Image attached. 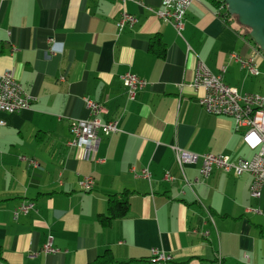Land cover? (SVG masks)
<instances>
[{"label":"crops","instance_id":"0c3cea01","mask_svg":"<svg viewBox=\"0 0 264 264\" xmlns=\"http://www.w3.org/2000/svg\"><path fill=\"white\" fill-rule=\"evenodd\" d=\"M141 1L0 6V75L11 71L34 97L28 109L0 111V264H103L95 259L107 250L108 264H151L152 248L171 255L167 264H264V187L255 199L248 174L214 168L202 179L201 160L180 167L172 148L231 161L253 156L242 139L247 127L207 113L193 81L201 63L239 92L264 95V53L210 0L188 7L180 34L149 10L162 9V0ZM124 10L137 21L119 30ZM157 41L164 57L148 49ZM233 53L253 57L258 74ZM127 71L148 83L134 100L120 81ZM84 96L104 104L101 119H116L120 129L98 133L88 159L66 145L70 119L87 115ZM85 175L95 181L88 191L78 183ZM125 190L127 214L102 227L105 193ZM25 201L34 209L14 219ZM48 234L56 253L41 251Z\"/></svg>","mask_w":264,"mask_h":264},{"label":"built area","instance_id":"2783aa9c","mask_svg":"<svg viewBox=\"0 0 264 264\" xmlns=\"http://www.w3.org/2000/svg\"><path fill=\"white\" fill-rule=\"evenodd\" d=\"M4 1L0 0V6ZM117 1L124 3L127 0ZM130 1L135 2L141 7L144 6L141 0ZM195 1L197 0H162V9L152 10L149 8V10L160 19L169 22L176 32L180 34L184 28L186 10ZM221 6L224 7L223 5ZM146 8L148 9V7ZM136 21L137 18L134 14L124 10L120 14L117 26L119 30H122L125 26H133ZM257 48L259 49V47ZM231 57L238 61L249 74H258L253 57L242 60L234 53ZM59 78L60 80L63 79L61 76ZM120 81L126 89L129 100H134L137 93L148 84L145 79L130 71L122 74ZM193 86L203 90V94L199 97V104L207 113L230 117L237 128L240 126L247 127L242 135V139L247 147L254 151V154L250 159L231 161L224 154H197L173 146L177 164L182 167L183 164L196 163L198 160H201L200 176L202 179L208 177L214 168L225 172H232L235 175L248 174L251 177L250 196L260 199L264 187V95L260 93L239 92L236 87L227 85L222 80L221 74H212L201 63L197 67ZM33 99L34 97L23 89L21 83L14 77L11 71H5L0 75V111L15 113L28 109ZM82 100L87 115L85 117L70 119L69 129L71 138L66 141V145L83 151L84 158L88 159L98 143V133L107 136L118 132L120 129L116 119L104 121L101 119L102 116L108 114V109L104 104L87 96H84ZM29 162L33 166L37 165V161L34 159H29ZM141 176L149 180L150 173L148 169H143ZM163 178L170 181L173 177L170 173L165 172ZM78 183L83 190L88 191L93 188L95 181L93 176L85 175L79 179ZM32 209H34L33 201L21 202L13 209L12 216L16 219L19 214H26ZM204 235L207 236L208 232H204ZM41 251L44 254L58 252V249L53 246L51 235H47ZM171 258V255L162 249L152 248L150 251L151 264H167Z\"/></svg>","mask_w":264,"mask_h":264},{"label":"trees","instance_id":"16d2710c","mask_svg":"<svg viewBox=\"0 0 264 264\" xmlns=\"http://www.w3.org/2000/svg\"><path fill=\"white\" fill-rule=\"evenodd\" d=\"M210 1L214 6L223 5L226 8L225 3L220 0H210ZM224 19L226 22L229 23L231 22L235 24V26L239 30L243 31L246 35L249 34L250 29L246 26L241 25L236 15L225 14ZM254 45L256 44L254 43ZM148 49L149 51L153 52L159 57H164L166 54L165 48L160 44H158V41L153 43V45H150ZM105 196H106V208L103 213L98 214L97 220L102 227L106 228L111 226L114 220L122 218L127 214L129 210V191L125 190L119 194L108 191L105 193ZM95 261L103 264H108L113 262L114 258L112 254L107 250L104 252V254L98 256L95 259Z\"/></svg>","mask_w":264,"mask_h":264},{"label":"water","instance_id":"95a60500","mask_svg":"<svg viewBox=\"0 0 264 264\" xmlns=\"http://www.w3.org/2000/svg\"><path fill=\"white\" fill-rule=\"evenodd\" d=\"M226 13L236 15L241 25L250 29V39L264 53V0H220Z\"/></svg>","mask_w":264,"mask_h":264}]
</instances>
